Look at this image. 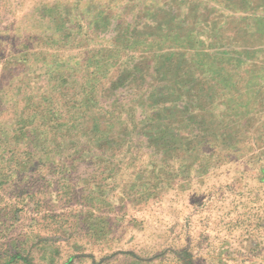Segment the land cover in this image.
I'll return each mask as SVG.
<instances>
[{
	"label": "rangeland",
	"instance_id": "1",
	"mask_svg": "<svg viewBox=\"0 0 264 264\" xmlns=\"http://www.w3.org/2000/svg\"><path fill=\"white\" fill-rule=\"evenodd\" d=\"M19 258L264 264V0H0Z\"/></svg>",
	"mask_w": 264,
	"mask_h": 264
},
{
	"label": "trees",
	"instance_id": "2",
	"mask_svg": "<svg viewBox=\"0 0 264 264\" xmlns=\"http://www.w3.org/2000/svg\"><path fill=\"white\" fill-rule=\"evenodd\" d=\"M148 134H146L147 136ZM150 136V135H149ZM21 257V256H20ZM20 259V262H22L23 264H30V262H28V260L24 259V258H19ZM13 261H10V263H12ZM9 263V264H10Z\"/></svg>",
	"mask_w": 264,
	"mask_h": 264
}]
</instances>
